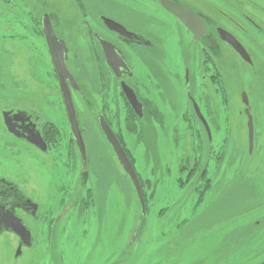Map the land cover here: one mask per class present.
<instances>
[{"label": "rangeland", "instance_id": "rangeland-1", "mask_svg": "<svg viewBox=\"0 0 264 264\" xmlns=\"http://www.w3.org/2000/svg\"><path fill=\"white\" fill-rule=\"evenodd\" d=\"M199 1L216 14L215 20L221 19L230 27L240 22L214 0ZM64 4L65 7L58 8L60 12L52 4L49 9L53 16L62 17L61 29L69 37L67 26L63 24L69 23L72 14L66 2ZM236 4L241 14H256L264 31L263 0H256L257 11L248 9L250 0H238ZM0 8V110L21 99L37 106L49 123L47 135H50L51 147L50 158L34 149H22L19 156L10 155L6 144L12 142V138L4 133L0 117V178L27 188L26 191L37 197L42 211L50 218L48 230L45 225L43 230L41 225L37 227V250L26 252L19 264H107L110 256L114 257L115 264H122L121 250L129 252L130 264H163L170 259L168 248L182 243L190 247L185 250L184 245L179 246L181 252L178 254L187 251L183 252L186 259H209L212 252L207 250L226 252L228 243H234L241 229L250 226L248 222L264 219V34L245 33L239 29L238 36L251 55L253 66L226 50L223 103L214 88L209 87V115L215 116L214 122L208 117L213 138L212 153L203 127L188 121L190 111L178 89L176 107L159 108L163 117L160 127L151 122L145 129L129 113L124 102L112 101L103 88L102 93L97 92L88 81L90 76L85 79L83 75L80 83L83 95L74 96V99L88 153L89 170L85 173L71 135L61 92L56 88L48 91L31 85L32 90L28 92L12 91V76L17 81L27 79L23 63L26 44L24 40L14 42L16 34L4 31L6 21L12 19L14 13L6 11L3 6ZM135 8L148 9L152 14L157 10L153 3L144 0H137ZM17 15L19 19L34 18L27 8L20 13L17 11ZM129 15L133 13L129 12ZM25 28L24 34L32 30L31 25ZM81 45L84 56L89 57L84 49L85 42ZM12 51L17 52V58L11 57ZM14 61L17 70L12 66ZM86 67L90 71V65ZM48 76L51 78V74ZM244 93L249 98V105L242 101ZM246 110L253 118L252 151ZM99 113L112 117L115 132L123 141L144 189L147 214L141 222V234L134 247H129V243L139 223L142 207L134 184L125 177L96 123ZM221 155L224 156L222 160L219 159ZM196 157L202 164L201 169L196 170L197 177L188 186L190 172L187 169L191 168ZM204 169L207 177L201 180L198 175ZM223 175L225 192L220 199L216 197V188ZM206 184L209 190L204 188ZM202 196L203 201L198 200ZM212 201L214 204L209 203ZM70 205L72 210L60 223L54 224V219ZM193 218L194 223L189 224ZM178 228L182 229L181 233L187 228L200 229L201 232L192 241H181L173 234ZM8 238L12 239L11 236ZM261 240L259 238L258 242ZM11 242L14 244L13 239ZM0 243H4V238ZM1 264L7 262L4 260Z\"/></svg>", "mask_w": 264, "mask_h": 264}, {"label": "flooded vegetation", "instance_id": "flooded-vegetation-1", "mask_svg": "<svg viewBox=\"0 0 264 264\" xmlns=\"http://www.w3.org/2000/svg\"><path fill=\"white\" fill-rule=\"evenodd\" d=\"M144 1L155 5L157 10L154 14L148 9L146 12L145 9L141 11L135 8L137 0H0V7L3 6L6 11L14 13L12 19L6 21L4 31L16 34L14 42L22 43L24 40L26 44V55L23 63L27 71V79L17 81L12 76V91L16 93L28 92L32 90L30 85L32 88L35 86L42 87L48 91L56 88L60 91L71 135L74 139L63 97V84L53 54L58 60H60V56L65 58L66 68L72 77V80L67 79L66 84L71 93L79 129L80 122L76 113L74 96L82 97L83 95L80 86L83 75L86 76L85 79L90 76L88 81L91 82V87L97 92L104 89L105 93L112 97V101L124 102L129 113L145 129L147 124L151 122H155L160 127L163 117L159 108L161 106L175 108L179 102L177 101L178 89L183 93L186 100L185 105L190 111L188 121L190 120L194 124L199 123L198 125L203 127L212 153L213 138L212 135L209 136L205 125L206 123L210 130L208 117L213 122L215 118V116L209 115L211 112L209 87L214 88V91L220 96L218 98H221L223 103L226 90V50H229L230 54L238 56L249 66H253V59L238 36V32L242 28L245 33H252L253 31V33L263 36L264 31L258 24L259 17L256 14H241L238 11L239 5L236 4L238 0H233V2L231 0H214L220 8L227 9L226 11L238 18L240 22H236L235 27H230L221 19L215 20L216 14H212L206 8L208 6L205 7L199 0H165L191 11L195 20L190 15L187 16L185 11H181L183 9L176 8V12L173 13L168 11L162 6L160 0ZM65 2L67 9L72 14V17L69 16V23L63 24L67 26L69 37L61 29V23H64L62 17L55 14L53 16L49 9L50 4H52L53 8L60 12L58 8L65 7ZM255 5L256 0H250L248 9L257 11ZM24 8H27L31 17L34 18L19 19L17 11L20 13L24 11ZM129 12H132L133 15H129ZM46 24L51 25L56 38L55 42H50L47 33L49 28ZM30 25L32 28L30 33H22L26 30L25 27H30ZM226 34H229L242 46L247 54L245 55L246 59L226 41ZM17 39L18 41H16ZM81 42H85L84 49L89 53V57L84 56ZM10 54L12 58L18 57L17 52L12 51ZM87 65H90V71L87 70ZM12 66L17 70L15 61L12 62ZM50 74L51 78L48 76ZM244 95L246 94L242 95L243 102ZM21 100L0 110L4 133L12 138V142L7 143L6 147L11 152L10 155L19 156L22 149H34L45 158H50L51 147L48 140L50 135H47L49 123L46 122L43 113L37 106L26 104ZM247 100L249 102L248 97ZM131 101L136 104V109ZM196 107H198L201 116L198 115ZM204 107L205 111L203 110ZM101 118L113 131L131 161L123 141L115 132L112 117L99 113L96 120L105 140L110 145L99 123ZM82 138L84 141L83 134ZM148 138L149 136L144 142L145 145L148 144ZM76 146L80 154L83 171L88 173L89 162L86 144L87 169L84 168L81 151L77 143ZM110 147L113 150L111 145ZM146 149L144 150L146 151ZM15 151L16 153H14ZM223 158V155L219 156V159L222 160ZM197 161L198 158L196 157L193 159L191 168L187 169L190 172L188 175L190 179H187L188 186L195 181L198 173L196 170L201 169L202 164L200 160ZM206 175L207 172L204 169L202 174L198 176L199 179L204 180ZM125 177L128 178L126 173ZM224 179L225 176L219 181L218 188H216L219 194L216 197L220 199L225 192ZM141 188L144 195L142 184ZM204 188L209 190L210 187L206 184ZM26 189L21 188L10 179L0 178V242L4 238V243H0V264L4 260L7 264H19L26 252H33L38 248L37 227L45 225L46 230L49 229V215L42 211L37 197L33 196V193L30 194ZM203 199L202 196L198 200L203 201ZM209 203L214 204V201ZM71 210V205L66 207L60 216L54 219V224L60 223ZM193 220L195 218L189 224H193ZM263 221L264 219L261 221L255 219L248 222L250 226L241 229L234 238V243H228L226 252L207 250L212 252L208 256L209 259L197 256L195 260L186 259L183 252L190 248L189 245L175 244L170 249L168 245V251L171 252L170 259L163 264H264ZM136 229L133 232L129 247H134L140 237L141 224L137 234ZM189 229H184L186 232L181 233L182 229L178 228L173 234L175 237L177 235L179 240L187 242L194 240V236L200 235V229L195 231ZM19 230H22L23 234H19ZM24 230L27 231L29 240L24 237ZM10 236L14 240V244L11 242L12 239L8 238ZM133 237H135V241L132 243ZM259 238H262L261 242H258ZM181 245L185 246V250L178 254V251L181 252V248H179ZM89 251L94 252L93 250ZM121 251L123 252L122 264H130L129 252ZM113 258L110 256L107 264H115ZM30 264H37V262Z\"/></svg>", "mask_w": 264, "mask_h": 264}, {"label": "water", "instance_id": "water-1", "mask_svg": "<svg viewBox=\"0 0 264 264\" xmlns=\"http://www.w3.org/2000/svg\"><path fill=\"white\" fill-rule=\"evenodd\" d=\"M160 2L162 4V6L165 9H167L168 11L173 13V12H176V10H175L176 8L177 9H183L181 11H185L187 16L190 15V17L193 20H195V17L193 16V13L191 11L187 10L186 8H183V7L181 8V7H179V6L175 5V4L169 3V2H167L165 0H160ZM46 25H47V28H49L47 33L49 34L50 42H52V41L55 42L56 38H55L54 33L52 31L51 25L50 24H46ZM226 36H227V37H225L226 41H228L235 48V50L238 53H240L246 59L245 55H247V54L245 53V51L242 48V46L234 38H232L229 34H226ZM53 58H54V62L56 64V68H57L58 73H59V77L61 79V83L63 84L62 85L63 97H64V100H65V104H66V108H67V112H68V118H69V121H70L73 137H74V139H75V141H76V143H77V145H78V147H79V149L81 151V155H82V159H83V163H84V168L87 169L85 144H84V141H83V138H82L81 131L79 129V124H78V122L76 120L75 109H74V104H73V100H72V97H71V93L69 91L68 85L66 84L67 79H71L72 80V77L69 75L68 70L66 68L65 58L60 56V60H58L54 54H53ZM243 99H244V103L246 105H248L249 102L247 100L246 95H244ZM132 104H133V107L136 109V104L134 103V101L132 102ZM137 111H138V109H137ZM196 111H197L198 115L201 116V113H200L198 107H196ZM246 115L248 117L250 151H252L253 150V146H254L253 118H252L249 110H246ZM99 123L101 125V128H102V130H103L108 142L112 146V148L114 150V153H115L120 165L122 166V168L124 169L125 173L131 179V181L133 182V184L135 186V189H136L139 201H140V205L142 207V212H141L139 223H138V226H137V229H136V234H137V232L139 230V227H140V224H141V220L143 219V217L147 213V211H146V203H145L144 195H143V192H142L141 184L139 182V178H138L137 173H136L131 161L129 160L127 154L123 150L120 142L118 141L117 137L114 135L113 131L110 129L108 124L105 122V120L103 118L100 119ZM205 125L207 127L209 136L211 137V132L209 130L208 125L206 123H205ZM18 232H19V234H23L22 230H19ZM24 237L27 238V240H29L28 233H27V231L25 232V230H24ZM134 241H135V237H133L132 243Z\"/></svg>", "mask_w": 264, "mask_h": 264}]
</instances>
